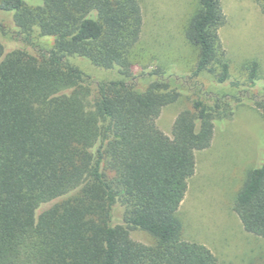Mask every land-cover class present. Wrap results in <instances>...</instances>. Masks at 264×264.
<instances>
[{
  "label": "trees",
  "instance_id": "trees-1",
  "mask_svg": "<svg viewBox=\"0 0 264 264\" xmlns=\"http://www.w3.org/2000/svg\"><path fill=\"white\" fill-rule=\"evenodd\" d=\"M255 2L264 15V0ZM0 11L26 39H53L37 53L0 41V264H219L182 238L176 212L194 152L247 89L230 81L240 92L197 95L168 135L155 120L177 88L158 70L145 86L132 81L141 0H0ZM224 22L220 0H198L184 29L196 51L190 78L229 80ZM70 59L122 78L93 79ZM242 70L249 87L264 77L256 59ZM247 100L264 115V99ZM116 205L121 223L112 221ZM232 209L246 232L264 237V161L247 172ZM131 229L153 242L132 239Z\"/></svg>",
  "mask_w": 264,
  "mask_h": 264
},
{
  "label": "rangeland",
  "instance_id": "rangeland-1",
  "mask_svg": "<svg viewBox=\"0 0 264 264\" xmlns=\"http://www.w3.org/2000/svg\"><path fill=\"white\" fill-rule=\"evenodd\" d=\"M198 0H141L143 25L132 51L135 77L139 87L153 80L150 71H163L179 92L177 99L164 105L155 122L170 135L177 114L191 107V99L204 93L240 92L230 81L246 88L244 104L231 118L218 121L210 145L194 152L195 170L187 181L185 195L176 212L185 240L205 245L219 264H264V237L246 232L232 209L235 195L247 172L264 161V115L247 100L264 99V77L252 87L246 85L242 65L258 60L264 76V15L255 0H220L225 22L219 28L222 47L230 63V78L218 84L207 74L190 78L196 51L184 37L186 24ZM0 41L6 50L23 49L30 53L47 51L51 37L36 32L30 39L20 35L11 16L0 11ZM93 79H121L113 69H101L72 60ZM122 206L112 212L114 223L122 222ZM132 239L151 244L152 237L140 229H131Z\"/></svg>",
  "mask_w": 264,
  "mask_h": 264
}]
</instances>
